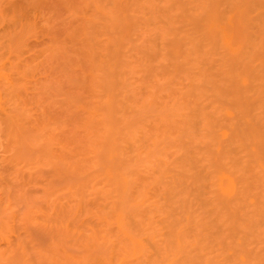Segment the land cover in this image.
<instances>
[{"label": "bare ground", "instance_id": "1", "mask_svg": "<svg viewBox=\"0 0 264 264\" xmlns=\"http://www.w3.org/2000/svg\"><path fill=\"white\" fill-rule=\"evenodd\" d=\"M0 264H264V0H0Z\"/></svg>", "mask_w": 264, "mask_h": 264}, {"label": "rangeland", "instance_id": "2", "mask_svg": "<svg viewBox=\"0 0 264 264\" xmlns=\"http://www.w3.org/2000/svg\"><path fill=\"white\" fill-rule=\"evenodd\" d=\"M58 26H59V24H57ZM56 26V25H55ZM58 26H56V27H58ZM61 27V26H60ZM44 28V27H43ZM43 28H41L40 30H39V32H37V33H35V35L32 37H30V38H27L26 39V41H28V42H25V43H27V44H25V46L27 47V49H25L26 47L25 46H23V48L22 49H20L21 50V53H23L22 55H23V57L22 58H24V59H30L31 58V56H32V58H34V56L35 57H37L38 55H37V53L39 54V51L42 49V50H44V47L47 45V44H49L50 42H49V40L50 39H52V38H50V34L52 33V32H50L49 30V32L48 31H46L47 29L45 28V29H43ZM43 29V30H42ZM58 29H61V28H59L58 27ZM58 29H54V31H55V33H60V31H58ZM44 30H45V32H44ZM40 32H41V34H40ZM43 33V34H42ZM49 33V34H48ZM39 35H41V36H43V37H41V36H39ZM46 35H49V36H46ZM51 36H53V34H51ZM31 40V41H30ZM48 41V42H47ZM33 42V43H32ZM44 42V43H43ZM37 43V44H36ZM38 44H39V47H38ZM44 44V45H43ZM29 45H31L30 47H29ZM35 45H37V47L35 46ZM40 45H42V46H40ZM36 47V48H34V47ZM33 47V48H32ZM20 50H19V52H20ZM24 50H25V52L26 53H24ZM33 50H34V52H33ZM35 50H36V52H35ZM38 51V52H37ZM34 53H35V55H34ZM41 53H42V51H41ZM31 55V56H30ZM40 55H42L41 56V58H42V60L44 59V57H45V55L44 54H39V56L37 57V60H36V64L34 65V66H37L38 67V69L36 70L35 68H37V67H34L33 69H35L33 72L34 73H36V74H38L37 75V77L38 78H41L42 76H46V75H52V73L54 74L55 73V71L54 72H51V71H53L54 70V68L53 67H50V66H53L54 64V61L53 62H50L49 61V59H48V57H45V63H44V61H43V64L41 63L42 61H41V59H40ZM44 56V57H43ZM38 58H39V60L41 61H39V62H37L38 61ZM47 61H49V62H47ZM38 63V64H37ZM48 63V64H47ZM49 63H52V65H50ZM41 65V68L39 67ZM42 65H43V67H42ZM48 65H49V67H48ZM44 67H47V70L44 68ZM54 67H55V65H54ZM52 69V70H51ZM42 70H44V71H42ZM55 70H56V67H55ZM37 71V72H36ZM41 71V72H40ZM47 72V73H46ZM44 73V74H43ZM56 91V90H55ZM57 92H59V91H57ZM55 93V92H54ZM55 95V94H54ZM57 95V94H56ZM53 96V95H52ZM57 96H59V95H57ZM56 97V96H55ZM59 97H61V95L59 96ZM51 98H53V97H51ZM57 98L58 97H56L55 99L57 100ZM55 99H53V100H55ZM59 99V98H58ZM61 99V98H60ZM55 100V101H56ZM58 101V100H57Z\"/></svg>", "mask_w": 264, "mask_h": 264}]
</instances>
